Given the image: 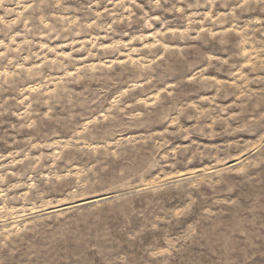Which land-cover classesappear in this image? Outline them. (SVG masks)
<instances>
[{"label":"rangeland","instance_id":"obj_1","mask_svg":"<svg viewBox=\"0 0 264 264\" xmlns=\"http://www.w3.org/2000/svg\"><path fill=\"white\" fill-rule=\"evenodd\" d=\"M0 264H264V0H0Z\"/></svg>","mask_w":264,"mask_h":264}]
</instances>
